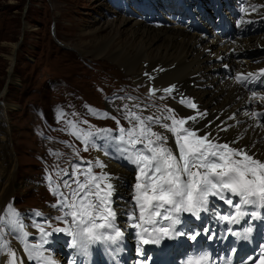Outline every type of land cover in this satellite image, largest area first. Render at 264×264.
Returning a JSON list of instances; mask_svg holds the SVG:
<instances>
[{"label": "rangeland", "instance_id": "374dc122", "mask_svg": "<svg viewBox=\"0 0 264 264\" xmlns=\"http://www.w3.org/2000/svg\"><path fill=\"white\" fill-rule=\"evenodd\" d=\"M110 8L105 0H0V169L9 175L7 181L6 175L0 178L2 242L19 233L21 240L26 236L42 246L47 229L63 238L65 231L58 230L66 229L69 218L59 205L72 197L77 178L73 175L67 184L61 178L59 188L53 183L59 180L56 176L66 167L75 171L78 157L92 161L91 169L99 176L102 169L95 166L94 148L110 151L112 146L94 135L104 125L128 126V117L123 111L115 114L111 107L117 104L111 105L109 98L147 94L143 84L125 76L126 70L116 62L78 51L87 44L80 35L83 28L97 23V18L115 19ZM210 23L209 33L214 28ZM154 103L159 109L164 106L156 98L144 101ZM85 133H90L87 144ZM52 135L58 143L54 138L51 142ZM47 184L54 187L52 192ZM120 184L128 188L124 179Z\"/></svg>", "mask_w": 264, "mask_h": 264}, {"label": "snow or ice", "instance_id": "6c2138e0", "mask_svg": "<svg viewBox=\"0 0 264 264\" xmlns=\"http://www.w3.org/2000/svg\"><path fill=\"white\" fill-rule=\"evenodd\" d=\"M237 82H241L239 77ZM174 91L178 92L175 85L163 89V92L169 95ZM149 92L154 95L155 89L150 88ZM180 103L191 109L197 108V104L191 99H181ZM167 112L171 114L173 109L168 108ZM103 115L107 117L108 113ZM129 115L130 120H135L137 123L128 129L120 128L119 139L127 146L119 148L118 158L134 165L136 172L132 186V204L123 215L126 216L127 222H130L131 229L142 228V231L135 233L141 245L160 243V235L153 236V232L162 234L168 239L188 235L179 227L184 223L181 214L187 213L199 221L202 219V214L211 211L210 196L216 197L234 210V214L220 215L219 218L227 223L236 225L245 217H250L252 220L257 217L264 218V213L257 211V208L264 207V162L259 158H254L244 149L230 147L227 142H218V137L210 132L199 135L194 128L185 127L186 120L183 118L164 116L163 120H171L169 125L161 123V118L141 117L135 113ZM252 115L255 118L256 113ZM206 116V112H201L199 118ZM188 120L195 121L197 117H188ZM153 125H159L175 137L178 155L168 146L169 138L161 132L153 131ZM98 131L111 133V129ZM89 135L90 133L84 134L85 144L88 143ZM137 145H142V148H138ZM95 166L105 167L100 161H96ZM112 181L111 174L93 175L89 165L84 181L76 180L77 189L71 193L73 200L68 202L62 199L60 202L59 208L64 210V217L70 216L75 226L73 231L68 232L72 237V247L82 254H90L88 249L96 242L111 241L115 244L118 238L125 235L115 223L117 209L113 207L115 201L112 197L116 187ZM135 210L139 211V223L136 222ZM157 217L170 223L151 230L142 227L159 224ZM97 220L103 222L97 223ZM99 229H111L114 235L100 232ZM9 231L13 230L10 228ZM243 231L251 234L253 228L250 226ZM144 233H148L149 238H145ZM201 234H205L209 239L215 238L211 228H202L188 238L196 241ZM16 238H19V233L16 234ZM2 239L0 237V240ZM243 239L248 237L245 236ZM232 251L235 253L237 250ZM3 252L4 248L0 247V254ZM8 254L12 257L15 255L13 252ZM137 255L140 257L137 264H146L148 258L142 248H137ZM208 259V254L205 253L194 261L190 260L189 264H201ZM247 260L248 264H264V252L256 257H248ZM241 264L244 262L242 261Z\"/></svg>", "mask_w": 264, "mask_h": 264}, {"label": "bare ground", "instance_id": "6f19581e", "mask_svg": "<svg viewBox=\"0 0 264 264\" xmlns=\"http://www.w3.org/2000/svg\"><path fill=\"white\" fill-rule=\"evenodd\" d=\"M264 3V0H261ZM152 5L157 2H151ZM166 5V2H163ZM101 5V4H99ZM98 5V6H99ZM205 8V12L210 15L209 8ZM109 13L116 15L115 19L100 20L92 26L83 28L80 32L82 39H87V44L78 49L83 55H92L94 58L103 57L117 64L126 70L125 76L129 75L133 82L143 83L144 88L149 91L150 88L155 89V92L164 93L163 89L175 85L178 92L188 94L193 103L197 104L196 110H206L208 115L204 118L197 117L192 111L187 110L179 103L170 98V104L175 105L185 120L190 123L193 120H188V117H197V126L206 125L201 131V134L212 133L214 136L224 138H238L236 146L244 149L254 158H259L264 162V117L260 114L257 119L248 120L245 125L236 124L238 121L246 119V113L249 112L251 105L245 103L247 94L234 83L230 78L224 77L219 70L222 64L228 63L225 59L221 62L215 61L218 57H230L233 59L232 67L237 70L239 67H244L245 70L251 72L264 70V52L256 48L264 46V28L259 34L250 35L243 39H234L231 42H218L222 40L218 35H214L213 31L208 33L197 32L190 30L185 26L176 25L171 21L169 26L153 27L147 24L146 21L138 18L141 13L135 8L133 11L137 15L123 14L121 11L116 14L115 8ZM260 15L264 14V9H261ZM198 14V13H197ZM200 14V13H199ZM203 14V13H202ZM201 14V15H202ZM204 16V14L201 16ZM205 21V20H204ZM205 28L210 25L205 21ZM15 46V45H13ZM233 49L234 52L230 50ZM253 50L256 51L255 57L241 56L234 57L236 50ZM250 53V52H248ZM87 57V56H86ZM258 59V60H256ZM11 71L13 57H9ZM152 77L153 79H150ZM174 91L173 93H176ZM3 93H1L2 95ZM182 96V95H177ZM110 100L111 105L122 108V105H127L126 109L132 108L130 113H135L142 117L145 113L147 116L154 118H163V112L157 111L155 108H143L141 100L134 99L131 96L125 100ZM113 101V102H112ZM259 101H262L261 99ZM134 124L135 120H131ZM132 122V123H133ZM227 126L229 128H227ZM153 131L164 132L160 126L155 125ZM239 134L243 137L240 138ZM169 138L173 136L170 133L166 134ZM172 136V137H171ZM220 139V138H219ZM220 143L226 141L221 140ZM172 142H168L170 145ZM228 143V142H227ZM97 161L105 165L102 173L111 174L113 176L116 191L112 199L115 201L113 205L117 209L116 225L125 232L128 236L126 244L131 247L139 244V237L136 232L142 231V228L131 229L123 215L125 210L132 204L133 192L125 189L118 181V177H122L125 182L133 186L135 182V166L131 165L127 160L117 161L111 156H104L101 151H95ZM94 152V153H95ZM114 155V154H113ZM118 162V163H117ZM5 173L0 169V178L5 179ZM6 181L9 175H6ZM229 195H231L229 193ZM210 202L219 204V199L209 197ZM217 205L215 209L217 210ZM257 211L264 213V207L257 208ZM182 215V214H181ZM136 222L139 223V211L135 210ZM159 221H165L157 217ZM263 220L261 227L264 229V218L258 217L255 222ZM142 227H146L143 225ZM28 232V231H26ZM264 232V230H263ZM10 237L5 242L0 241V247L4 248L3 254H0V264H64L60 258L64 254H69L70 259L74 263L82 264V256L85 264H91L94 260L97 261L98 256L107 259L104 251L101 248L95 250L89 248L88 255L74 250L71 244L72 237H69V244L65 245L60 242L61 254L54 253L52 248L42 247L41 249L33 248L29 242L21 240V238ZM146 237V233H144ZM50 238V236H49ZM27 239H29L27 237ZM15 253L14 257L8 253ZM82 255V256H81ZM37 256V257H36ZM30 259V260H29Z\"/></svg>", "mask_w": 264, "mask_h": 264}]
</instances>
